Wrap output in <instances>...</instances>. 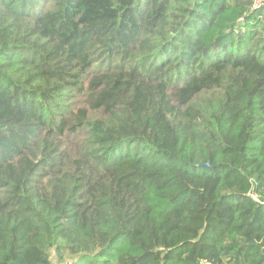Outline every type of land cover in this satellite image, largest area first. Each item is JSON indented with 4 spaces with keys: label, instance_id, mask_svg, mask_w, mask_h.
Segmentation results:
<instances>
[{
    "label": "trees",
    "instance_id": "1",
    "mask_svg": "<svg viewBox=\"0 0 264 264\" xmlns=\"http://www.w3.org/2000/svg\"><path fill=\"white\" fill-rule=\"evenodd\" d=\"M202 262L264 264L262 9L0 0V264Z\"/></svg>",
    "mask_w": 264,
    "mask_h": 264
},
{
    "label": "built area",
    "instance_id": "2",
    "mask_svg": "<svg viewBox=\"0 0 264 264\" xmlns=\"http://www.w3.org/2000/svg\"><path fill=\"white\" fill-rule=\"evenodd\" d=\"M252 2H253V8L262 9L264 15V0H252ZM201 264H211V263L202 262Z\"/></svg>",
    "mask_w": 264,
    "mask_h": 264
},
{
    "label": "water",
    "instance_id": "3",
    "mask_svg": "<svg viewBox=\"0 0 264 264\" xmlns=\"http://www.w3.org/2000/svg\"><path fill=\"white\" fill-rule=\"evenodd\" d=\"M205 166H208V164H207V165H205Z\"/></svg>",
    "mask_w": 264,
    "mask_h": 264
}]
</instances>
